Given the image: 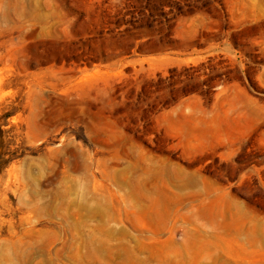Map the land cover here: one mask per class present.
Masks as SVG:
<instances>
[{
	"label": "rangeland",
	"instance_id": "1",
	"mask_svg": "<svg viewBox=\"0 0 264 264\" xmlns=\"http://www.w3.org/2000/svg\"><path fill=\"white\" fill-rule=\"evenodd\" d=\"M0 264H264V0H0Z\"/></svg>",
	"mask_w": 264,
	"mask_h": 264
},
{
	"label": "bare ground",
	"instance_id": "2",
	"mask_svg": "<svg viewBox=\"0 0 264 264\" xmlns=\"http://www.w3.org/2000/svg\"><path fill=\"white\" fill-rule=\"evenodd\" d=\"M123 174V173H122Z\"/></svg>",
	"mask_w": 264,
	"mask_h": 264
}]
</instances>
